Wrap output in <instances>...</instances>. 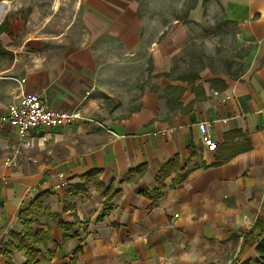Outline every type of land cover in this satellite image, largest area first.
<instances>
[{"label": "crops", "instance_id": "obj_1", "mask_svg": "<svg viewBox=\"0 0 264 264\" xmlns=\"http://www.w3.org/2000/svg\"><path fill=\"white\" fill-rule=\"evenodd\" d=\"M93 1L97 12L83 20L96 27L77 37L76 46L57 54L45 38L37 39L34 60L17 59L0 70V119L22 94H37L52 110L80 111L93 120L43 128L30 147L0 121V248L24 264V253L9 245L11 236L24 232L20 213L46 193L33 227L49 230L52 264L68 263L80 245L77 264L257 260L264 234V0H210L256 42L257 51L241 78L217 77L226 89L199 80L205 97L198 101L187 82L163 77L176 53L165 47L163 30L150 36L138 0ZM205 4L197 0L189 20L201 22ZM10 30L11 36L0 34V51L8 50ZM144 63H151L154 84L161 76L164 91L153 84L134 87ZM204 136L217 143L216 151L203 147ZM175 158L186 180L175 184L172 172L154 200L157 179ZM60 175L66 186L56 189ZM61 222L76 223L82 244L64 242Z\"/></svg>", "mask_w": 264, "mask_h": 264}, {"label": "rangeland", "instance_id": "obj_2", "mask_svg": "<svg viewBox=\"0 0 264 264\" xmlns=\"http://www.w3.org/2000/svg\"><path fill=\"white\" fill-rule=\"evenodd\" d=\"M138 2V10L149 25V34L152 33L150 36L155 38L157 31L163 30L161 39L165 47L176 53L170 74L163 77L181 82L195 75L200 76L199 82L204 79L210 82L213 77L235 80L251 69L256 42L213 1L206 0L204 17L199 23L189 20L197 0ZM96 8L93 0H0V24L7 21L14 33L7 40L8 50L0 51V70L17 59L34 60L37 49L32 44L37 39L45 38L46 48L57 54L76 46L77 37L96 27L93 21L86 25L83 20L85 14L97 12ZM63 37L67 39L65 44H59ZM107 45L110 44L103 42V47ZM144 64L134 75V87L143 90L153 84V90L164 91L160 86L161 76H155L154 84L151 63ZM122 86L126 89L131 82Z\"/></svg>", "mask_w": 264, "mask_h": 264}, {"label": "trees", "instance_id": "obj_3", "mask_svg": "<svg viewBox=\"0 0 264 264\" xmlns=\"http://www.w3.org/2000/svg\"><path fill=\"white\" fill-rule=\"evenodd\" d=\"M195 6H193L192 9H194ZM8 34L9 33V24L7 21L3 22L2 25H0V34ZM200 80L199 75H195L193 77H187L183 79L184 82H187L191 87L193 93L196 95V100L204 99L205 93L204 88L201 85H197V82ZM213 88L219 87L221 90H224L227 88V84L222 79H213L210 81ZM170 90H180L181 93H183V89H179L178 87H170ZM195 100V101H196ZM191 107L187 109V111H190ZM230 135H228L227 138H229ZM250 149V146H247L248 150ZM234 155V154H233ZM231 155V156H233ZM231 158V157H230ZM229 158V159H230ZM228 160V159H227ZM225 160V161H227ZM183 169L181 168V165L179 163L178 158H175L172 160L169 164H167L161 171L157 183H158V189L152 198L154 200L161 197L163 190L165 189V180L170 176L172 172H177V176L175 178V184H182L185 182V177H180L178 173L182 172ZM98 172L95 174L97 175ZM96 184L100 185L97 177ZM47 194H41L39 195L34 202L31 204L30 208L28 210H25L20 213V224L24 232L20 233H13L11 236V242L9 243L10 247L19 252L24 253L25 262L24 264H52V250L50 248V245L52 243V238L50 235L49 230L48 231H42L37 230L33 227L34 221L33 218L37 216L38 213L42 212L44 210L43 208V200ZM112 197H107V202L111 200ZM50 211L46 208L44 211V214H49ZM60 228L64 232V242H68L71 240H78L80 244H82L83 240L79 236V231L76 228V223H60ZM86 233V230L84 231ZM257 253H258V259L255 261L249 260L245 262L244 264H264V234L261 237L260 241L257 244L256 247ZM83 254V249L80 245L76 249V251L73 253L72 259L66 263V264H77L79 261L80 256ZM5 258V264H15L12 259V252L4 248H0V257Z\"/></svg>", "mask_w": 264, "mask_h": 264}, {"label": "built area", "instance_id": "obj_4", "mask_svg": "<svg viewBox=\"0 0 264 264\" xmlns=\"http://www.w3.org/2000/svg\"><path fill=\"white\" fill-rule=\"evenodd\" d=\"M0 121L17 131L21 145L24 147H30L33 136L43 128H64L77 121L93 122L80 111L52 110L46 100L37 94H22L17 103L9 105ZM103 128L105 127L103 126ZM202 144L209 151L214 152L217 149V143L210 136H204ZM60 178L61 182L56 186V189L66 186L63 175H60Z\"/></svg>", "mask_w": 264, "mask_h": 264}]
</instances>
